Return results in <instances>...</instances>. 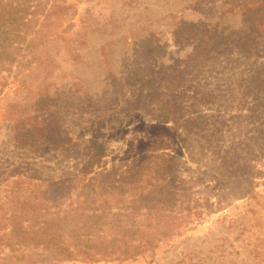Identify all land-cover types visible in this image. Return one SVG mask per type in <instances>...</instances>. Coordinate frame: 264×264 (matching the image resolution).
<instances>
[{"label": "rangeland", "instance_id": "1", "mask_svg": "<svg viewBox=\"0 0 264 264\" xmlns=\"http://www.w3.org/2000/svg\"><path fill=\"white\" fill-rule=\"evenodd\" d=\"M67 1L43 61L4 73L0 196L79 176L94 140L87 180L162 185L188 226L134 258L55 264H264V0Z\"/></svg>", "mask_w": 264, "mask_h": 264}, {"label": "trees", "instance_id": "2", "mask_svg": "<svg viewBox=\"0 0 264 264\" xmlns=\"http://www.w3.org/2000/svg\"><path fill=\"white\" fill-rule=\"evenodd\" d=\"M74 11L67 0H0V86L4 73L43 61L48 43L61 32L58 23ZM34 118L27 115L24 123ZM90 149L75 178L9 182L0 196V264L134 258L188 226L177 195L162 185L111 179L102 169L87 180L105 153L94 140Z\"/></svg>", "mask_w": 264, "mask_h": 264}]
</instances>
